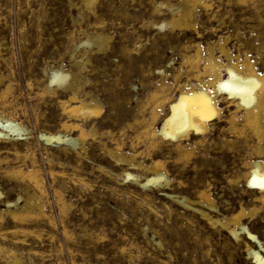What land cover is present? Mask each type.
Masks as SVG:
<instances>
[{
	"label": "rangeland",
	"instance_id": "obj_1",
	"mask_svg": "<svg viewBox=\"0 0 264 264\" xmlns=\"http://www.w3.org/2000/svg\"><path fill=\"white\" fill-rule=\"evenodd\" d=\"M164 1L98 0L88 7L82 0H0V116L26 128L21 136L0 140V264H13V255L25 264H256L249 247L264 259V203L260 190L246 181L247 164L263 162L264 155L253 152L256 138L236 102L225 94L216 97L220 118L209 123L202 144H189L194 156L187 159L171 140L159 139L154 149L147 139L138 140L141 129L135 123L139 118L150 124V95L161 84H168L171 97L161 107L165 115L181 85L211 80L213 71L203 74L209 55L227 63L217 41L241 62L247 56L264 74V0H211L209 8L197 7L188 29L159 27L172 19L168 8L158 7ZM96 34L109 37L103 48L81 45ZM198 50L200 79L186 59L194 60ZM56 69L75 75L76 95L102 107L98 118L62 112L61 102L74 91L50 85L48 75ZM220 72L226 79L225 69ZM233 112L234 127L228 121ZM65 122L86 131L75 148L55 139L80 133L63 128ZM43 137L54 139L46 143ZM108 149L122 156L138 150L136 161L144 166L161 161L171 181L167 189L132 185L122 177L123 170H131L114 164ZM33 165L44 193L19 173ZM51 170L59 173L53 177ZM202 191L214 199L212 216L224 220L247 211L240 218L246 232L234 239L166 196L195 200ZM35 194L45 213L36 207L34 220L13 219L8 210L20 212ZM14 230L25 232L13 235Z\"/></svg>",
	"mask_w": 264,
	"mask_h": 264
},
{
	"label": "bare ground",
	"instance_id": "obj_2",
	"mask_svg": "<svg viewBox=\"0 0 264 264\" xmlns=\"http://www.w3.org/2000/svg\"><path fill=\"white\" fill-rule=\"evenodd\" d=\"M82 1L85 3L86 6L94 7L98 0H82ZM179 1H180L179 5H176V4L170 5L168 0L164 1L163 3L160 2V4L158 3L159 4L158 7L159 6H165L166 8H168L169 12L171 13V18H172L168 23L163 22L159 26L160 28H164L166 26V24H168L172 27L176 26L178 28H183V29L187 28L188 29L193 24V21H194L193 18H194L195 10H197V7L202 6L205 8H209L211 6V4H210L211 0H179ZM239 1L240 2H247V1H256V0H239ZM108 40H109V37L103 36L101 34L87 35L86 40L81 42V45H84V46L95 45V46H98V49H101V48H103V46H105V44ZM214 46H218L217 48H219L222 55L225 56L224 58L227 61V63L222 64L219 62H215V60L213 59V55L210 54L209 57L207 58L206 64L203 65V71H204L203 74H205L207 71H213L212 75H211V80H209L208 82H204L202 80L201 83L199 82L200 85L197 84L198 86L197 85L196 86L189 85V87H187L185 84L181 85L179 87L180 88L179 89V92H180L179 98L171 101V103L169 104L170 105L169 106L170 112L168 114L163 115L162 110H161V107L164 105V103L169 101L171 98V97L169 98V95L167 94V90H168L167 85L168 84L166 83L167 84L166 85L165 83H163V84H161V86L159 85L160 88L153 90V92L150 95V99H149L150 100L149 103L151 105L150 106L151 107L150 114H149L150 115V121H151L150 124H148V126H145L143 124L144 121H139L138 120L139 118L135 121L136 124L138 123L140 125V129H141L140 130L141 132L138 133V136H137L138 140L143 139V138L147 139L148 143H149L148 146H150L153 149L155 148L159 139L171 140V141H173V143L175 142L176 149H178L183 154V156L185 158L191 157V154L194 156V154L192 153L194 146L190 147L189 144L192 142L195 145L198 143L202 144L201 140L209 132V127L211 126L209 123L220 118V113H222L221 108H219L217 105L216 97L218 95H221V94L224 95L225 94L226 99H233V102H236V106L238 107V109L242 110L243 122L246 126H248L250 128V131L252 132V134L256 138L257 145H256V147L253 146L254 147L253 152L256 153L258 156L264 155V151H263V145H264V74H261V73L259 74V72H257V70L252 65V61L247 56H245V59L241 62L239 57H234L229 52L230 50H228V48L225 47V44H222L221 42L217 41V43L214 44ZM199 50H201V49H199ZM199 50L196 52L194 60L192 59V57H189V56L186 58L189 61V63L191 64V67H192L191 69L197 70L195 73H193V74H195V77L197 79H200L202 77V74H201L200 68H199L200 67V59H201ZM241 64H243L242 67H241ZM84 65H82V67H84ZM76 66H78V65H76ZM82 67H81V69H82ZM221 68H224L226 71V73H225V75L227 76L226 79L223 78L221 75V72H220ZM162 73H164V71ZM74 76L72 75V73H69V71L66 72L63 69L52 70L48 75L49 83L53 87L56 86V88L59 87V88L65 89V90L66 89H69V90L72 89L74 91L73 95H71L68 98V100H66V101L64 100L61 102L62 112L64 114L69 115L72 118L73 117H76L77 119L82 118V120L83 119L84 120H92L93 118H98L99 115L102 113V110H103L102 107L96 102V100L95 101H93V100L84 101V100H81L76 95L75 84L79 80L77 82H75ZM77 78H78V76H77ZM8 91H9V87L6 88L5 93H7ZM172 99H173V97H172ZM218 103H220V102H218ZM230 106H232V104H230L229 107ZM164 107H166V106H164ZM234 113L235 112L231 113V117L229 115L230 119L228 120V121H230V123L232 124L233 127H234V120L236 117L234 115ZM216 121H218V120H216ZM161 122H163L162 128H161V130H158L157 127ZM243 122H241V123L243 124ZM131 125H132V123H131ZM232 126H231V128H232ZM0 127L2 128L0 130V140L9 138V134H16L18 136H21V134H23L26 131V128H24V126L21 123L16 122L13 119L5 118L3 116H0ZM62 127L65 129L80 132L75 137L72 136V137H64L63 138V137H60L58 135V137L55 138L59 142H63L64 144L71 145V147H73V148H75V146L78 144V142H81L80 144H82V142L84 141V139L87 136L85 129H83L81 127V125L76 124V122L75 123L65 122V123H63ZM210 133H211V131H210ZM134 134H136V132H134ZM43 139L46 143H51L52 140L54 139V137H43ZM135 139H136V136H135ZM12 140H15V138ZM203 143H204V141H203ZM118 144H120V143H118ZM134 147H136V146L134 145ZM173 147H174V145H173ZM81 148L84 149L83 146ZM107 148L108 147L106 146V149ZM85 149H84V151H85ZM176 149H175V151H178ZM137 151H135V154H134L135 156L134 155L133 156H122L123 154L122 155H116V152H114L111 149H108L106 154L111 158V160L114 162V164L119 165V166L120 165H122V166L126 165L129 167V169L131 171L123 170L124 175L122 177H124L125 180L129 181L132 185L138 186L139 188H143L145 190L150 188V187L167 189L170 180H168V178L165 174L166 172H164L165 169H164L163 163L159 160L158 161L155 160V161H151V164L149 166H144L141 162L136 161V160H138V157L140 156V153H138ZM254 153H253V155H254ZM183 156H181V158ZM25 158H26V156H25ZM176 160H178V159H176ZM32 163L36 164L35 161H33ZM247 165H248V169L250 170L248 172L250 174V176L247 177L248 173L245 174L246 176H244V175L243 176L245 178L247 177L246 181L248 180V184H250L251 186H254V188L256 187L257 189L260 190L261 196H260L259 202L262 201L264 203V161L262 162L261 159L260 160L257 159L256 161L252 160V162L248 163ZM134 169H140L141 171H143L145 173V175L144 174L138 175V174L134 173L135 172ZM16 172H18V171H16ZM101 172L104 173V170L101 169ZM19 173H22L21 175L23 176V178L28 179L29 181L35 183V186L40 190V192L44 193V191L42 190V179L43 178L40 175L39 170L35 169L34 165H33L32 170L27 171V172H23L20 170ZM57 173H59V172H57ZM57 173H55V171L51 170V175L53 177H55L57 175ZM116 178H117V176H116ZM81 183H84V182H81ZM246 184H247V182H246ZM166 196L168 198H170L171 200H173L178 205H180L181 207H184L186 209L194 211L203 220L207 221L209 224H211L213 226L218 225V226L222 227L223 229L227 230L229 232V234L231 235V237L234 239H238L239 232L243 233V232H246V230H247L246 227L240 221V218L245 217L243 215H245L247 212V211L245 212L243 209H241L239 213L232 215L230 218H226V219L223 218L224 220H221L220 217H219L220 218L219 219L215 216H212L208 211L212 210L215 202H214V199L210 196V194L207 191H202L201 193H199L198 198H196L195 200H189V199H187V196H186V198H184V197H179V195L174 196L173 194H168V193L166 194ZM18 200H20V199H18ZM65 206H66L65 201H62L61 207L64 208ZM36 207H38V209L41 213H45L43 205H41L39 203L38 197L35 194L34 199H30V198L26 199L25 203L21 207L22 210L20 212H18V210H8V211L12 215L11 217H13V219H15L16 221L18 220V222H24V221L28 222L26 220H34L35 219L36 212L34 209ZM255 210H256V208H255ZM257 211H258V209H257ZM212 213H214V212H212ZM214 215H217V214H214ZM20 232L24 233L25 230H23V231H19V230L11 231V233L13 235L14 234L16 235ZM247 234H248L249 238H252V239L255 238V236L250 234L249 232H247ZM251 249H250V247L247 249L248 255L252 256V258L254 257L253 259H255L254 261H256V264H264V259L262 258V256L258 252H254ZM23 262L24 261H22L21 257L19 258L18 255H13V264H25V262L24 263Z\"/></svg>",
	"mask_w": 264,
	"mask_h": 264
}]
</instances>
